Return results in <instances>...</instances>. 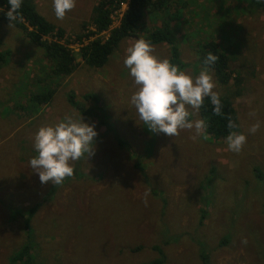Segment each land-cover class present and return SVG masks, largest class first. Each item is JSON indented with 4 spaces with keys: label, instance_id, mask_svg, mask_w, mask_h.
<instances>
[{
    "label": "rangeland",
    "instance_id": "rangeland-1",
    "mask_svg": "<svg viewBox=\"0 0 264 264\" xmlns=\"http://www.w3.org/2000/svg\"><path fill=\"white\" fill-rule=\"evenodd\" d=\"M99 1L76 0L58 20L52 0H34L65 29L76 52L78 64L66 76L51 71L23 29L0 20V52H7L0 67V264H22L11 257L32 236L34 264H146L160 257L164 264H264V0H176L166 12L148 14L136 36L170 21L185 64L180 69L193 75L205 68L202 44H219L231 58L232 78L225 85L208 70L214 91L231 98L239 114L247 136L239 153L226 138L196 135L194 128L174 137L149 131L130 103L137 86L123 63L136 37L125 39L103 68L83 61L74 39L85 24L92 27ZM126 9L116 12L110 29ZM153 47L170 60L169 43ZM47 85L56 94L41 107L32 95ZM69 94L86 112L71 105ZM189 112V120L201 119L199 111ZM65 115L95 125L94 155L73 162L76 172L62 185L42 184L29 166L37 154L34 136ZM256 121L261 127L251 134ZM37 204L29 236L24 218Z\"/></svg>",
    "mask_w": 264,
    "mask_h": 264
},
{
    "label": "clouds",
    "instance_id": "clouds-1",
    "mask_svg": "<svg viewBox=\"0 0 264 264\" xmlns=\"http://www.w3.org/2000/svg\"><path fill=\"white\" fill-rule=\"evenodd\" d=\"M23 0H8L10 5L5 13L9 21H22L19 9ZM55 17L63 20L67 12L74 7L76 0H52ZM0 11H4L0 8ZM11 27V24H9ZM150 41L143 37L137 39L126 49L124 66L129 70L136 90L132 92L130 103L135 107L139 119L152 133H164L170 137L178 136L181 130L195 129L200 135L207 128L204 120H189V107L197 112L203 106L205 98H210L216 115H222L219 94L214 91L216 81L208 67L198 75L183 71L169 59H161L154 54ZM219 57L208 52L203 63L215 65ZM255 110L249 116H255ZM237 125L229 119L228 128ZM261 127L256 121L248 132L255 134ZM97 136L95 125L80 117L65 115L54 125L41 126L34 136L36 155L30 158V168L39 174L42 184L51 181L55 186L62 185L66 178L74 175L73 162L94 155ZM195 139V136L192 137ZM228 149L239 153L247 142L244 133L230 131L226 137ZM151 189H146L142 202L148 205ZM242 243H247L246 239Z\"/></svg>",
    "mask_w": 264,
    "mask_h": 264
},
{
    "label": "trees",
    "instance_id": "trees-1",
    "mask_svg": "<svg viewBox=\"0 0 264 264\" xmlns=\"http://www.w3.org/2000/svg\"><path fill=\"white\" fill-rule=\"evenodd\" d=\"M175 1L176 0H100L93 8V14L89 22L92 27H87L85 24V32L83 34H77L74 39L81 44L77 54L82 57L83 61H85L88 66L103 68L106 63H108L111 55L125 39L137 36L140 25H144V20L148 14L166 12ZM34 3V0H23L21 8L19 9V13L22 15L23 20L10 22L5 15L10 7L8 0H0V8L4 9V11H1L0 20L6 23L9 21V24L23 29L27 33L29 41L36 45L42 52L44 59L50 62L51 71L54 74L61 76L71 74L78 64L77 55L69 45L70 41L67 42L66 40L65 29L49 21L36 9ZM125 4H127V9L119 18V24L110 29L114 23L116 12L121 10ZM105 31H109V35L106 39H103L101 35ZM172 33L173 28L171 22L166 21L161 27L153 29V31L143 38L150 41L152 45L164 42L169 43L172 48L170 62L178 65L179 68H184L185 64L181 60L180 50L175 44ZM136 38L139 39L141 37ZM85 40L88 42L85 43ZM201 49V53L205 52L204 55H201L202 62L208 52H212L219 57L215 65L206 66L204 63L203 64L205 67L213 68L219 81L227 85L232 78L230 69L231 58L214 40H209L202 44ZM6 58L7 52H0V67L6 61ZM55 94L56 90L54 87L48 85L41 86L39 87V93L32 95V99L42 107L50 103ZM69 95L71 105L76 109H80L82 112H86L82 104L76 101L75 96L73 94ZM90 96L93 98L95 97L93 94ZM219 97L222 105V115H216L213 111L214 106L211 104L210 98H205L203 106L199 109V116L208 125L204 130L208 135L216 139H225L230 131L241 132L240 119L232 99L225 95H219ZM229 119L234 121L237 125L236 128H228ZM117 138L122 140L125 139L119 134H117ZM120 144L121 146L125 145L123 142H120ZM75 172L76 169L74 168V174ZM257 174H259L260 177L263 176L261 171ZM38 207L39 204L31 207L24 218V225L27 229V235L29 236H32V230H34L31 227V218ZM204 217L205 211L201 217L202 220ZM28 238L30 239H27L25 245L11 257L12 262L16 263L19 261L22 264H34V255L32 254L33 236ZM227 239L228 238L222 243H227ZM202 255L207 262V254L203 252ZM146 264H164V259L160 257Z\"/></svg>",
    "mask_w": 264,
    "mask_h": 264
},
{
    "label": "crops",
    "instance_id": "crops-1",
    "mask_svg": "<svg viewBox=\"0 0 264 264\" xmlns=\"http://www.w3.org/2000/svg\"><path fill=\"white\" fill-rule=\"evenodd\" d=\"M231 72H232V70H231ZM9 181V180H8Z\"/></svg>",
    "mask_w": 264,
    "mask_h": 264
}]
</instances>
